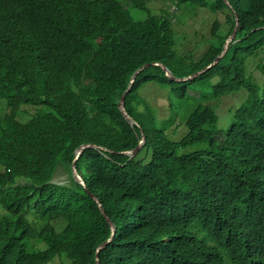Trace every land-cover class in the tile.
<instances>
[{
	"label": "trees",
	"instance_id": "16d2710c",
	"mask_svg": "<svg viewBox=\"0 0 264 264\" xmlns=\"http://www.w3.org/2000/svg\"><path fill=\"white\" fill-rule=\"evenodd\" d=\"M151 1L0 0V264H264V0H162L159 11ZM200 8L221 17L193 58L178 52L191 31L177 24ZM235 15L215 65L186 81L144 68L124 97L138 124L122 116L139 66L202 69ZM181 120L185 133L170 138ZM141 133L140 149L121 153ZM87 143L106 149L75 160L83 187L71 164Z\"/></svg>",
	"mask_w": 264,
	"mask_h": 264
},
{
	"label": "rangeland",
	"instance_id": "374dc122",
	"mask_svg": "<svg viewBox=\"0 0 264 264\" xmlns=\"http://www.w3.org/2000/svg\"><path fill=\"white\" fill-rule=\"evenodd\" d=\"M163 1L162 0H154L149 3V6L152 10L154 11H159L160 7H163ZM169 7V11H174L176 10V6L174 3L167 4ZM133 13L136 16H142L144 14L143 10H138L134 9ZM221 17V13H212L211 11H208L205 8H200L196 9V13L194 14L190 10H185L181 13L180 15V20L181 22L176 24L179 27V30L182 32L184 31H191L189 35H187L188 40L185 41L183 44H177L178 47V52H188L189 55H191L193 58L199 56L205 49V43H203L202 39V33L204 34V38L208 37V26L210 27L212 22L215 18L218 19ZM194 30H196L198 33L195 35ZM259 60H261L264 63V57L262 55H259ZM255 74L258 72L257 70H254ZM263 76V74H260L259 77ZM158 92L163 94L165 91L158 89ZM156 102L159 104L160 101L157 99ZM235 104V99L234 98H227L224 102L219 103L216 111L218 115L221 117L220 121L221 123L224 122L223 118L228 116L229 110L234 106ZM196 105V101H192L191 103H186V102H180L176 107V111L179 113V118L181 117V114L184 115L185 117L188 116V114L193 110V108ZM22 121L26 120L25 117H20ZM178 122V119L176 120ZM182 122V120H181ZM181 129H178L174 136H169L170 138L173 139H178L180 138L184 133H185V127L184 123L182 122V126H180ZM181 130V131H180ZM67 175L59 171L56 176L55 180L63 179ZM48 264H61V259L56 258L53 261H51Z\"/></svg>",
	"mask_w": 264,
	"mask_h": 264
},
{
	"label": "water",
	"instance_id": "95a60500",
	"mask_svg": "<svg viewBox=\"0 0 264 264\" xmlns=\"http://www.w3.org/2000/svg\"><path fill=\"white\" fill-rule=\"evenodd\" d=\"M237 27H238V21L236 20V21H235V25H234V27H233V29H232V32H233L234 34H235L236 30H237ZM227 48H228V47H223L224 50H227ZM219 59H220V58H219ZM219 59L216 57L212 62L216 63ZM210 64H211V63H210ZM160 66H161L160 68L162 69V71L165 72L166 77H167L169 80H171V81H183V80L193 79V78L197 77L199 74H201V73L207 71V70L210 68L209 65H207V66H205L204 68H202V69H203L202 72H200V71L198 70V71H196V72H194V73H192V74H190V75H188V76H185V77L179 78V77L174 76V75L170 72V70H169L167 67H165V66H163V65H160ZM138 71H139V70H137L135 73H137ZM133 78H134V76L131 78V81H130L131 83H133ZM128 90H129V89H126V90L123 92L122 97L119 99V101H118V108H119V110H120V112H121V114L123 115L124 118H126L127 120H129V122L134 123L133 118L129 116V114L127 113V111H126V109H125V107H124V97H123V96H124V94H126V93L128 92ZM142 138H143V136H142ZM90 146H93V145H90V144H84V145H81V146L77 149V152H76V158H77V156L80 155V153L83 151L84 148H86V147H90ZM139 148H140V146L138 145V146H137L136 148H134L133 150H131V151H127V153H129V154H131V155H134V154L139 150ZM72 172H73V176L75 177V179H76V180H77L82 186H84V185H85V184H84V181H83L82 177L78 174V172H77V170H76L74 164H72ZM90 195H91L92 198L95 200V202L98 204L99 209H100V211L102 212L103 208H102L101 203H100V201L98 200V198L95 197L92 193H90ZM106 220H107V222H108V224H109V226H110V229H111V235H112V233H113V231H114V226H113L111 220H110L107 216H106ZM109 240H110V238L107 239L104 243L100 244V245L97 247V249H96V258L98 257L99 250H100V249L105 245V243L108 242ZM97 259H98V258H97Z\"/></svg>",
	"mask_w": 264,
	"mask_h": 264
},
{
	"label": "bare ground",
	"instance_id": "6f19581e",
	"mask_svg": "<svg viewBox=\"0 0 264 264\" xmlns=\"http://www.w3.org/2000/svg\"><path fill=\"white\" fill-rule=\"evenodd\" d=\"M224 2L230 7V5H229V3H228V1L227 0H224ZM231 8V7H230ZM238 21V18H237V16L235 15V21ZM235 34H236V32H235ZM235 34L231 31V33L227 36V38L225 39V41H224V43H223V45H222V49H221V51L219 52V54L216 56L218 59L219 58H221V57H223L224 55H225V53H226V51L227 50H224L223 49V47H229V45H230V43L233 41V39H234V37H235ZM228 49V48H227ZM215 57V58H216ZM214 58V59H215ZM213 59V60H214ZM212 60V61H213ZM210 62L208 65H209V67L211 68L213 65H215L216 63H214V62ZM150 65H156V66H159V67H161L160 65H163V66H165L162 62H158V61H154V62H146V63H144V64H142L141 66H139V68L138 69H136L134 72H133V74L131 75V77H130V80H129V83H128V85H127V87H126V89H130V87H131V85H132V83L130 82L131 81V78L134 76V78H133V81L135 80V78H136V76L144 69V68H146V67H148V66H150ZM207 66V65H206ZM166 67V66H165ZM204 68V67H203ZM209 68V69H210ZM137 70H139L137 73H135ZM200 72H202L203 71V69H200L199 70ZM171 72V71H170ZM172 73V72H171ZM204 73V72H203ZM164 74H165V72H164ZM202 74V73H201ZM200 75V74H199ZM198 75V76H199ZM165 76H166V74H165ZM188 76V75H187ZM185 77V76H184ZM179 78H182V77H179ZM188 80H190V79H188ZM183 81H186V80H183ZM125 89V90H126ZM124 90V91H125ZM123 91V92H124ZM129 91V90H128ZM122 95H123V93L121 94V96H120V98L122 97ZM123 97H125V94H124V96ZM119 109V108H118ZM123 116V115H122ZM130 116V115H129ZM131 117V116H130ZM126 119V118H125ZM127 120V119H126ZM134 120V119H133ZM128 122H129V120H127ZM130 124H135V125H137L138 123L134 120V123H131V122H129ZM142 136H143V138H142ZM143 141H144V135L141 133L140 134V138H139V141H138V145L139 146H141V144L143 143ZM88 144V143H87ZM82 145H84V144H82ZM90 145H93V146H90V147H86V148H97V149H102V150H105L106 148H104V147H102V146H99V145H94V144H90ZM137 145V146H138ZM81 146V145H80ZM79 146V147H80ZM136 146V147H137ZM78 147V148H79ZM136 147H134V148H136ZM77 148V149H78ZM133 148V149H134ZM77 149H76V151H75V156H74V160L72 161V164H74L75 165V160L80 156H77V158H76V152H77ZM85 149V148H84ZM83 149V150H84ZM133 149H130V150H125V151H121V153H125V154H127V155H129V156H132L131 154H129V153H127V151H131V150H133ZM83 152V151H82ZM81 152V153H82ZM80 153V154H81ZM72 164H71V169H72ZM76 168V167H75ZM78 172V171H77ZM72 174H73V172H72ZM79 174V173H78ZM80 175V174H79ZM81 176V175H80ZM74 177V176H73ZM82 177V176H81ZM74 179H75V177H74ZM76 180V179H75ZM77 181V180H76ZM84 181V180H83ZM78 182V181H77ZM79 183V182H78ZM80 184V183H79ZM84 184H85V182H84ZM83 187H85V185L83 186ZM90 194V193H89ZM91 196V195H90ZM92 197V196H91Z\"/></svg>",
	"mask_w": 264,
	"mask_h": 264
},
{
	"label": "clouds",
	"instance_id": "9594fccd",
	"mask_svg": "<svg viewBox=\"0 0 264 264\" xmlns=\"http://www.w3.org/2000/svg\"><path fill=\"white\" fill-rule=\"evenodd\" d=\"M238 28V27H237ZM237 31V30H236ZM140 149V148H139ZM113 224V223H112ZM114 226V225H113ZM114 232V231H113ZM112 235H113V233H112ZM111 234H110V238H111V236H112ZM223 264H228V260H227V258L225 257V259H224V262H223Z\"/></svg>",
	"mask_w": 264,
	"mask_h": 264
}]
</instances>
